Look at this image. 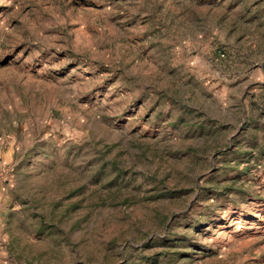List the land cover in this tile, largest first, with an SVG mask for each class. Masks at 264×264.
<instances>
[{
	"label": "rangeland",
	"instance_id": "374dc122",
	"mask_svg": "<svg viewBox=\"0 0 264 264\" xmlns=\"http://www.w3.org/2000/svg\"><path fill=\"white\" fill-rule=\"evenodd\" d=\"M0 193L14 264H264V0H0Z\"/></svg>",
	"mask_w": 264,
	"mask_h": 264
},
{
	"label": "crops",
	"instance_id": "0c3cea01",
	"mask_svg": "<svg viewBox=\"0 0 264 264\" xmlns=\"http://www.w3.org/2000/svg\"><path fill=\"white\" fill-rule=\"evenodd\" d=\"M0 195V264H14V255L19 254L21 251L17 250V252H15V250L12 249L14 240L12 235L10 234V231L7 230L9 226L8 221L6 220L7 217L5 216L8 212V208L5 207V204L3 202L4 193H0ZM24 235V232H21L19 237L24 239Z\"/></svg>",
	"mask_w": 264,
	"mask_h": 264
}]
</instances>
